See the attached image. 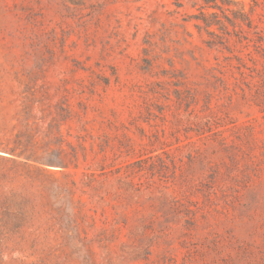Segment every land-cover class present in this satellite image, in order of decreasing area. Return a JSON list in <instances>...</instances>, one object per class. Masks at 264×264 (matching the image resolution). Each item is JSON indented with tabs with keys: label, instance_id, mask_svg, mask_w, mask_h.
<instances>
[{
	"label": "rangeland",
	"instance_id": "1",
	"mask_svg": "<svg viewBox=\"0 0 264 264\" xmlns=\"http://www.w3.org/2000/svg\"><path fill=\"white\" fill-rule=\"evenodd\" d=\"M0 264H264V0H0Z\"/></svg>",
	"mask_w": 264,
	"mask_h": 264
}]
</instances>
